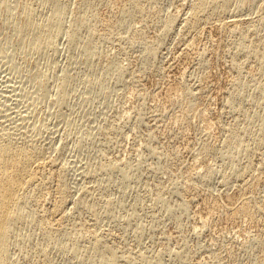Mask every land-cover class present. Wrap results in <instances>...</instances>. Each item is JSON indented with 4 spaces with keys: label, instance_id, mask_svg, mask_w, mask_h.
Masks as SVG:
<instances>
[{
    "label": "rangeland",
    "instance_id": "1",
    "mask_svg": "<svg viewBox=\"0 0 264 264\" xmlns=\"http://www.w3.org/2000/svg\"><path fill=\"white\" fill-rule=\"evenodd\" d=\"M57 1L63 17L52 43L33 47L22 6L41 25L52 1L0 0V122L8 121L0 124L23 131L17 132L19 141L30 138L42 147L44 161L70 191L65 215L59 214L51 207L57 180L47 184L38 203L43 208L37 207L56 229L43 230L44 222L15 226L12 264H264V142L263 149L256 147L264 140V68L259 72L256 57L243 58L240 49L242 40L264 37L263 0H237L225 11L233 14L222 12L229 20L209 9L194 20L197 26L196 0H139L142 9L129 11L132 0ZM74 29L79 33L71 42L68 32ZM89 50L95 53L89 56ZM190 103L201 106L192 109ZM8 114L18 121L6 119ZM21 114L28 119L21 121ZM231 133L254 148L253 177L260 183L253 197L262 209L254 224L237 214L239 178L230 185L222 181L248 164L245 150L238 155L225 146ZM33 209L34 201L27 202L29 215Z\"/></svg>",
    "mask_w": 264,
    "mask_h": 264
},
{
    "label": "bare ground",
    "instance_id": "2",
    "mask_svg": "<svg viewBox=\"0 0 264 264\" xmlns=\"http://www.w3.org/2000/svg\"><path fill=\"white\" fill-rule=\"evenodd\" d=\"M52 1V12H51V14H50V16L47 18V20L45 21V23H42L41 25L35 20V18H34V16H33V11L27 6V5H23L22 6V11H23V13H24V15H25V19H27V22H26V27H25V31H26V33L27 34H32L33 35V38H32V40H31V42H30V45L31 46H33V47H40V46H42V45H46V44H48V43H52V41H51V34H53V32H54V29H59V21H60V19L63 17V8H62V6H61V4L57 1V0H51ZM87 0H85V2H86ZM109 1V0H108ZM111 1V0H110ZM122 1V0H121ZM128 1V0H127ZM129 1H131V0H129ZM128 1V2H129ZM139 0H132L131 2H129L130 4H128V6L127 5H125V6H127L128 8V11L130 10V8L132 7V6H136L135 8L136 9H142V4H141V2H138ZM193 0H191V2H192ZM83 2V1H82ZM125 2V1H124ZM123 2V3H124ZM196 3H195V6H194V16H195V18H193V17H191L192 16V12L189 10V12H191V13H189V14H191V16H189V18L188 19H190V17L191 18H193V22H192V25H196V18H197V20L198 19H200V18H198L199 17V15H202L203 14V12H205V11H207V10H212L213 12L212 13H214L215 12V15H216V13L217 14H221L222 15V17L223 16H225V15H223L222 14V12L224 11V13H226L225 11L227 10V9H229L231 6H233V5H235L236 4V2H237V0H196L195 1ZM262 2H264V0L262 1ZM126 3V2H125ZM233 3H235V4H233ZM116 4H117V1H116ZM231 4H233V5H231ZM263 4V3H262ZM193 5H194V3H193ZM259 5H260V3H259ZM117 6V5H116ZM123 7H124V5H123ZM191 8L193 7L192 5L190 6ZM258 8H262L261 7V5H260V7H258ZM263 8H264V5H263ZM262 8V9H263ZM117 9H119V7L117 8ZM125 9V8H124ZM123 11V10H122ZM228 11V10H227ZM238 11H239V9L238 10H235V13H237L235 16L237 17H235L236 19H238L239 18V14H238ZM240 11H243V9L242 10H240ZM260 11H263V10H260ZM123 12H127V11H123ZM209 12V11H208ZM230 12V13H229ZM229 12H227L226 14H230L231 15V13L233 12H231V11H229ZM234 13V12H233ZM232 13V14H233ZM240 13V12H239ZM242 13V12H241ZM117 14V13H116ZM115 14V15H116ZM205 14V13H204ZM207 14H209V13H207ZM261 14V13H260ZM264 14V13H263ZM214 15V14H213ZM212 15V16H213ZM243 15V14H242ZM242 15L240 14V16L242 17ZM177 18H178V16L177 15H175ZM188 16V15H187ZM202 16H204V15H202ZM211 16V15H210ZM186 17V16H185ZM201 17V16H200ZM209 17V16H208ZM214 17V16H213ZM218 18H219V16H217ZM226 17V16H225ZM231 18H230V20L232 19V16H230ZM260 17H261V15H260ZM263 17V16H262ZM184 18V17H183ZM202 18V17H201ZM210 19H211V17H209ZM208 18V19H209ZM215 18V17H214ZM228 18V20H229V17H226V19ZM243 18V17H242ZM247 18V17H246ZM245 18V19H246ZM264 18V17H263ZM174 19H176V18H174ZM180 19V18H179ZM205 19V18H204ZM223 19H224V17H223ZM226 19L224 20L225 21V23L227 24L228 23V21L226 22ZM241 19V18H240ZM244 19V18H243ZM184 20V19H183ZM182 20V21H183ZM195 20V21H194ZM203 20V19H202ZM214 20V19H213ZM249 21H250V19H248ZM259 20V19H258ZM261 20H263V19H261ZM260 20V21H261ZM186 21L188 22V20L186 19ZM185 21V22H186ZM190 21V20H189ZM207 22L206 23H208V21L209 20H206ZM211 21V20H210ZM216 21V20H215ZM218 21H219V19H218ZM224 21H222V22H224ZM235 21V24H234V22H232L234 25H237V26H235V27H239V25H238V23H240V22H238V23H236V20H234ZM252 21V20H251ZM171 22H173V19H172V21ZM184 22V23H185ZM200 23V21H197V23ZM203 22V21H202ZM205 22V21H204ZM217 22V21H216ZM231 22V21H230ZM229 22V23H230ZM245 22V21H244ZM247 22V21H246ZM85 23V21H83V24ZM212 24H213V21L211 22ZM224 23V24H225ZM228 23V24H229ZM231 23V24H232ZM243 23V22H242ZM256 23V22H255ZM258 23V22H257ZM263 23H264V21H263ZM108 24L110 25V22L108 21ZM174 24H175V22H174ZM174 24H172V25H174ZM191 24V23H190ZM204 24V23H203ZM211 24V25H212ZM217 24V23H216ZM223 24V23H222ZM223 24V25H224ZM241 24V23H240ZM248 24V23H247ZM247 24H245V25H247ZM182 25H183V23H182ZM184 25H186V24H184ZM183 25V26H184ZM201 25V24H200ZM205 25V24H204ZM208 25V24H207ZM219 25H221L220 23H219ZM223 25H221V28H222V26ZM234 25H232V26H234ZM242 25V24H241ZM240 25V26H241ZM253 25V24H252ZM193 26V27H194ZM197 26V25H196ZM217 26V25H216ZM227 26V25H226ZM249 26V25H248ZM254 26H256V24L254 25ZM186 27L187 28H190V27H188V23H187V25H186ZM201 27V26H200ZM209 27V26H208ZM211 27V26H210ZM215 27V26H214ZM230 26H228V28H229ZM241 27H243V26H241ZM257 27H259V26H257ZM185 28V27H184ZM197 28V27H196ZM202 28V27H201ZM205 28V27H204ZM219 28V27H218ZM220 28V29H221ZM240 28V27H239ZM239 28H237L238 29V31L240 30ZM251 28H252V26H251ZM191 29V28H190ZM198 29V28H197ZM222 29H224V28H222ZM221 29V30H222ZM226 29V28H225ZM232 29V28H231ZM236 29V30H237ZM250 29V28H249ZM252 29H254V28H252ZM259 29V28H258ZM79 29H74V30H70L68 33H69V36H70V40H71V42H73L77 37H78V33H79V31H78ZM185 30V29H184ZM187 30V29H186ZM189 30V29H188ZM193 30H195V28L193 29ZM218 30V29H217ZM220 30V31H221ZM235 30V29H234ZM248 30V29H247ZM201 31V30H200ZM199 30H198V32H200ZM204 31V30H203ZM202 31V32H203ZM226 31V30H225ZM229 31V30H228ZM231 31V30H230ZM250 31V30H249ZM254 31H255V29H254ZM254 31H252V32H254ZM185 32V31H184ZM207 32V31H206ZM224 32V31H223ZM223 32H222V34H223ZM227 32V31H226ZM234 32H236V31H234ZM240 32V31H239ZM238 32V33H239ZM251 32V31H250ZM187 33V32H186ZM191 33H193V32H191ZM204 33V32H203ZM210 33V32H209ZM221 33V32H220ZM233 33V30H232V32H231V34ZM238 33H236L237 35H238ZM243 33V32H242ZM257 33V32H256ZM190 34V33H189ZM188 34V35H189ZM193 34H196V33H193ZM192 34V35H193ZM202 33H200L199 35H201ZM227 34V33H226ZM234 34V33H233ZM241 34V33H240ZM245 34V31H244V33H243V35ZM252 34V33H251ZM259 34V33H258ZM184 35L186 36V34L184 33ZM237 35H235V36H237ZM256 35V34H255ZM194 37H195V35H193ZM239 36V35H238ZM242 36V35H241ZM240 36V37H241ZM250 36H252V35H250ZM263 36V35H262ZM261 36V37H262ZM240 37L238 38L237 37V41H238V39H240ZM247 37H248V35H247ZM257 37V36H256ZM260 37V38H261ZM195 38H197L198 39V37H195ZM244 39H246V40H248L247 38H246V36H244L243 37ZM192 39H194V38H192ZM252 39V38H251ZM256 39V38H255ZM194 41V40H193ZM241 40H239V42H240ZM253 41V40H252ZM239 42L238 43H236V44H239ZM186 43V45L185 46H187V48H188V44H190V43H188L187 44V41L185 42ZM194 43V42H193ZM248 42H246L245 43V41L244 40H242L241 41V45H240V47H239V45H236V46H238L240 49H241V51L246 55V57H244L243 56V58H247V56H250L251 58H253L252 56H254V57H256V58H254V59H257L258 61H259V63H260V70H259V72H261L262 71V69L264 68V37L262 38V39H260V40H256L255 42H252V43H248ZM183 45V44H182ZM184 46V48H186ZM179 48H182V47H179ZM183 48V49H184ZM188 49H190V47L188 48ZM188 52H190V51H188ZM95 52H94V50H89V56L90 55H93ZM152 55L155 53V51H153L152 50ZM179 53L180 54H182L183 53V50L181 51H179ZM187 53V52H186ZM180 54H179V56H180ZM189 54V53H188ZM186 55V54H185ZM236 55V54H235ZM240 55V54H239ZM241 55H242V53H241ZM184 56V55H183ZM183 56H181L182 57V59H183ZM234 56V55H233ZM235 57V56H234ZM249 57V58H250ZM185 58V57H184ZM238 59V58H237ZM174 60V59H173ZM185 60V59H184ZM249 59H247V61H248ZM251 60V59H250ZM249 60V61H250ZM236 60H232V63L233 62H235ZM240 61H242V64H243V60L241 59ZM240 61H236V67L237 66H239V63H240ZM256 61V60H255ZM174 64V63H173ZM245 64H246V62H245ZM244 64V65H245ZM1 65V64H0ZM234 65V64H233ZM243 65V66H244ZM249 65V64H248ZM258 65V64H257ZM240 66H241V63H240ZM241 68V67H240ZM243 68H245V66L243 67ZM237 69V68H236ZM248 69V68H247ZM253 69V68H252ZM242 71L243 70H245V69H241ZM240 70V71H241ZM250 70V69H249ZM248 70V71H249ZM255 70V69H254ZM257 70V69H256ZM235 71V70H234ZM240 71H239V73H240ZM241 71V72H242ZM238 72V71H237ZM246 72H247V70H246ZM250 72H252V71H250ZM254 72V71H253ZM255 72H257V71H255ZM255 72H254V74H255ZM258 72V73H259ZM1 73V72H0ZM236 73V72H235ZM252 74V73H251ZM257 74V73H256ZM261 74V73H260ZM1 75V74H0ZM234 76V75H233ZM259 76V75H258ZM2 77V76H1ZM4 77L6 78V76L4 75ZM234 78H235V76H234ZM236 79V78H235ZM2 81H3V78L1 79ZM8 80V77H7V79L5 80V82ZM234 80V79H233ZM1 81V82H2ZM179 81V80H178ZM237 81V80H236ZM10 82V81H9ZM181 82V81H180ZM7 83V82H6ZM175 83V82H174ZM0 84H4L3 82L2 83H0ZM10 84V83H9ZM173 84V83H172ZM237 84V83H236ZM5 85H7V84H5ZM171 85V84H170ZM181 85V84H180ZM9 86V85H8ZM11 87L13 86V85H10ZM11 87H9V88H11ZM177 87V86H176ZM179 87V86H178ZM1 88H3V87H1ZM0 88V89H1ZM13 89H15L14 87H12ZM172 88V87H171ZM171 88H170V90H171ZM7 90H8V88H6ZM177 89V88H176ZM182 89V88H181ZM7 90H6V92L5 93H7L8 94V92H7ZM16 90V89H15ZM175 90V89H174ZM198 90H199V88H198ZM202 90H204V89H202ZM1 92H2V90H0ZM3 91H5V89L3 90ZM10 91V90H9ZM173 91V90H172ZM178 91V90H177ZM170 93H171V91H169ZM176 92V91H175ZM186 92V91H185ZM184 92V93H185ZM190 92H191V90H190ZM193 92L195 93L196 91H194L193 90ZM11 93H14V91L13 92H11ZM10 93V94H11ZM182 93V92H181ZM193 93V94H194ZM197 93V92H196ZM195 93V94H196ZM199 93V92H198ZM201 93H202V91H201ZM232 93V92H231ZM0 94H2V93H0ZM7 94H4V95H7ZM8 95L7 96V98L9 97V96H11V95ZM15 94H16V92H15ZM173 94V93H172ZM171 94V95H172ZM180 94V93H179ZM188 94V93H187ZM203 94V93H202ZM17 95V94H16ZM15 95V96H16ZM170 95V97L172 98L173 96H171ZM185 95H186V93H185ZM189 96H190V93L188 94ZM187 95V96H188ZM197 95V94H196ZM195 95V96H196ZM198 95H200V94H198ZM197 95V96H198ZM1 96V95H0ZM3 96V95H2ZM14 96V95H13ZM12 96V97H13ZM14 96V97H15ZM178 96V95H177ZM196 96V97H197ZM185 97V96H184ZM195 97V98H196ZM6 97H4V99H5ZM11 98V97H10ZM16 98V97H15ZM15 98H12L11 99V101L13 100V99H15ZM17 98H18V96H17ZM3 98H2V100H4ZM200 99V98H199ZM10 100V99H9ZM16 100V99H15ZM14 101V100H13ZM17 101H18V99H17ZM16 101V102H17ZM0 102H1V100H0ZM19 102V101H18ZM18 102H17V105H18ZM3 102H1V104H2ZM5 103H7V100H6V102ZM56 104H61L62 102L58 99L56 102H55ZM12 104V103H11ZM15 104V103H14ZM13 104V106H15ZM6 105V104H5ZM16 105V107L18 108V106ZM191 105H193V106H197L196 104H193V103H190L189 104V106H191ZM3 106V105H2ZM188 106V105H187ZM188 106V107H189ZM193 106H191L192 107V109H193ZM198 106H199V104H198ZM198 106H197V108H198ZM201 106V105H200ZM199 106V107H200ZM203 106V105H202ZM5 107V111L8 109V108H11V106H10V104H9V107H7V109H6V106H4ZM3 108V107H2ZM2 108H0V109H2ZM195 108V107H194ZM202 108V107H201ZM201 108H200V110L199 111H201ZM13 109V108H12ZM191 109V110H192ZM9 110V109H8ZM15 110H16V108H15ZM20 111L22 110V109H19ZM185 111V113H187V111L186 110H188V109H186V107H185V109H184ZM202 110H205V108H203ZM10 111V113H11V115H12V111H11V109L9 110ZM8 111V112H9ZM25 111V110H24ZM2 112H3V109H2ZM7 112V111H6ZM7 112V113H8ZM14 112V111H13ZM17 112L19 113V111L17 110ZM23 112V111H22ZM190 112V111H189ZM1 113V112H0ZM3 113H5V112H3ZM3 113H2V116H3ZM16 113V112H15ZM28 113V112H27ZM201 113H202V111H201ZM14 114V113H13ZM24 114V113H23ZM23 114H21V115H23ZM190 114V113H189ZM18 115V114H17ZM26 115V114H25ZM5 116H6V114H5ZM14 116H16V115H14ZM24 116V115H23ZM4 117V116H3ZM8 117H10L9 116V114L7 115V117H6V119H12L11 117L10 118H8ZM28 116H24V117H22L21 118V121L24 119V118H27ZM19 118H20V116H19ZM28 119V118H27ZM9 120V121H10ZM12 120H15V119H12ZM3 121V120H2ZM1 121V122H2ZM5 121H7V120H4L3 121V123L5 122ZM16 121H18V120H15V121H13V122H16ZM20 121V120H19ZM27 121V120H26ZM0 122V123H1ZM8 122V121H7ZM25 122V121H24ZM23 122V123H24ZM3 123H1V124H3ZM6 123V122H5ZM18 124H20L21 122H17ZM22 123V124H23ZM1 124H0V126H1ZM9 124H10V122H9ZM8 124V125H9ZM11 124H14V123H11ZM21 124V125H22ZM16 125V124H15ZM25 125H26V123H25ZM11 126V125H10ZM19 126V125H18ZM13 128H7V126L6 127H3V125L1 126V128H0V264H12V262H11V259H10V249H9V247H10V244H11V239H12V232H13V229H14V227L15 226H17L19 223H21L22 221H25V222H28V223H37L38 225H41L42 224V222H44L46 219L44 218V215L42 214V213H45V211H41V208L39 207V209H40V211L42 212H40L39 213V210H38V207H37V205L39 206L40 204H41V201H39V200H41V195H42V193H43V191L45 190V189H47V187L49 186H47V184L50 182V184H51V181L53 182V180H55L56 182H53V183H56L57 184V188H56V190H55V201H53L54 202V205L53 206H51V207H54V209L53 208H51V209H53L54 210V212L56 211V212H61L62 211V209L65 207L64 205L67 203V206H68V202H70V201H68L67 202V200H68V198H69V196H70V191H69V189L66 187V185H65V183H64V179H63V176H62V174H57L56 175V171L54 172L53 171V169H51V167H50V165L48 164H46V162L44 161V159H45V155H44V151H43V149H42V147H40V146H38L37 144L35 145L34 144V141L33 142H31V141H29V139L30 138H28V140H26V139H24L23 140V138H22V140L21 141H19L18 140V136L17 135H19V133H21V132H19V131H17L18 129H16L14 126H12ZM20 127V126H19ZM24 127V126H23ZM20 129H21V127H20ZM22 129H25V128H22ZM21 129V130H22ZM26 130H28L27 128H26ZM17 132H19L18 134H17ZM26 132V131H25ZM24 132V133H25ZM22 133H23V131H22ZM21 133V134H22ZM27 134H28V131L26 132ZM25 135V134H24ZM31 136H33V135H31ZM30 135H29V137H31ZM21 137H24L25 138V136H21ZM27 137V136H26ZM37 137V136H36ZM34 138V137H33ZM19 139H21V138H19ZM32 139V138H31ZM37 139H38V137H37ZM36 139V140H37ZM34 140V139H33ZM36 140H35V143H36ZM263 142H264V140L263 141H261L260 143H258L257 145H256V147H258L259 145H262L263 144ZM226 147H229V148H234L235 150H236V152L238 153V155L241 153V151L242 150H245L246 151V153H247V157H246V159L248 158V164L246 165V167L245 168H243V166L242 167H240L239 168V170H238V172L237 173H235V174H233V175H225V180H222V181H225L226 182V184L227 183H229V182H232L231 181V179L232 178H236V181H238L237 179L239 178V181L241 182V185H242V188H240L241 190H238V192L240 191V195H237V193H236V196H239V198H237V200L239 201V204H240V209H239V213L237 212V214H239L238 216H241V218H243V217H246V219L248 218V219H250V221L251 220H255L256 219V217H260V216H258L259 214H258V211L261 209L260 208V205L257 203V201L255 200V198L253 197V195H254V193H255V190H257V188H259L258 187V185H259V180H258V177L256 176V178H254L253 177V172L255 171V169L256 168H258L257 166L255 167V163H254V161H253V157H254V155L252 154V150L251 149H253L254 150V148L253 147H251V148H249V146L244 142V141H242L241 140V138L239 137V135L237 134V133H231L230 134V136H229V138L228 139H226ZM39 144V143H38ZM207 146H209L208 144H207ZM263 146H261V148H260V146H259V149H263L262 148ZM205 148V147H204ZM212 147H211V145H210V147H206L205 148V153H209V151H210V149H211ZM258 149V148H257ZM264 150V149H263ZM257 152H258V150H257ZM254 153V152H253ZM259 153V152H258ZM260 153H262V152H260ZM264 153V152H263ZM252 155H253V157H252ZM260 155V154H259ZM263 156V155H262ZM258 157V156H257ZM260 158H261V156H259ZM264 157V156H263ZM256 158V157H255ZM262 159V158H261ZM46 160V159H45ZM48 160V159H47ZM258 160V159H257ZM259 162H261V160H258ZM258 161H257V163H258ZM51 163H52V161H51ZM262 163H264L263 162V160H262ZM204 165V164H203ZM258 165V164H257ZM264 165V164H263ZM48 166H49V168H48ZM54 166V165H53ZM209 166V165H208ZM207 166V167H208ZM262 166V165H261ZM55 167V166H54ZM204 168V167H203ZM201 170H202V168H200ZM260 169H261V167H260ZM263 169V168H262ZM200 170V171H201ZM198 171H199V169H198ZM258 171V170H257ZM262 171H264V169L263 170H261V172ZM205 172V175H204V173L202 174V175H204L205 177L206 176H209L210 174H211V172H209V168L207 169V170H205L204 171ZM259 172H260V170H259ZM258 172V173H259ZM195 173H196V171H195ZM198 173V172H197ZM255 173V172H254ZM257 173V172H256ZM257 173V174H258ZM256 174V175H257ZM260 174V173H259ZM264 174V173H263ZM262 174V175H263ZM261 175V176H262ZM189 175L187 174V177H188ZM186 177V178H187ZM185 178V177H184ZM188 178H190V176L188 177ZM259 178H260V175H259ZM190 179H192V178H190ZM186 180V179H185ZM233 180V179H232ZM187 181V180H186ZM192 181V180H191ZM263 181V180H262ZM240 182H238V183H240ZM187 183V182H186ZM189 183V182H188ZM190 183H192V182H190ZM223 183V182H222ZM221 183V186L223 185L224 186V184H222ZM232 184V183H231ZM229 185H230V183H229ZM240 185V184H239ZM240 185V186H241ZM189 186H190V184H189ZM222 186V190H223V187ZM233 186H234V184H233ZM235 186H238V184L237 185H235ZM229 187V186H228ZM232 187V186H231ZM50 187H48V189H49ZM226 188L227 187H225V190H226ZM238 188H239V186H238ZM230 189H232V188H230ZM229 189V190H230ZM233 189H234V187H233ZM235 190L237 191V189L235 188ZM232 191H234V190H232ZM235 191V192H236ZM230 191H228V192H224L225 194H227V196L230 194L229 193ZM256 194V193H255ZM232 195V194H231ZM233 195H234V192H233ZM256 196H257V194H256ZM255 196V197H256ZM225 197V196H224ZM233 197H235V196H233ZM43 198V197H42ZM53 198V197H52ZM230 198V197H229ZM229 198L227 199V201L229 200ZM257 198V197H256ZM54 199V198H53ZM53 199H51V200H53ZM232 199V198H231ZM230 199V200H231ZM234 199V198H233ZM51 200H49L50 202H51ZM259 200V199H258ZM31 201H34V209H33V211H34V216L33 215H29L28 214V212L26 211V204H27V202H30L31 203ZM83 201H84V198H81L80 199V202L81 203H83ZM215 201V200H214ZM217 201V200H216ZM234 201H236L235 199H234ZM234 201H230V202H234ZM238 201H237V203H238ZM40 202V204H38ZM49 202V203H50ZM218 202V201H217ZM230 202H227L228 203V205H227V207H229V204H230ZM45 203H46V201H45ZM220 203V202H219ZM259 203H260V201H259ZM46 204H48V203H46ZM53 204V203H52ZM217 204V203H216ZM226 204V203H225ZM235 204V203H234ZM238 204V205H239ZM263 204V203H262ZM42 205V204H41ZM40 205V206H41ZM44 205V204H43ZM231 205V204H230ZM237 205V204H236ZM237 205V208L239 207ZM219 206H220V204H219ZM223 206H225V205H223ZM232 206V205H231ZM235 206V205H234ZM42 208H43V206H41ZM233 207V206H232ZM236 207V206H235ZM262 207V206H261ZM50 208V207H49ZM221 208H224V207H221ZM234 208V207H233ZM232 208V209H233ZM236 208V209H237ZM264 208V207H263ZM50 209V210H51ZM219 209V208H218ZM228 209V208H227ZM231 209V208H230ZM222 210V209H221ZM262 210V209H261ZM52 211V210H51ZM63 211H65V209L63 210ZM62 211V212H63ZM225 211V210H224ZM234 210H232V212H233ZM60 212H59V214H60ZM230 212V210H228V213ZM234 213H236V212H234ZM260 213V212H259ZM40 214L41 215H43V217H40ZM63 214H64V212H63ZM62 214V215H63ZM230 215H231V212L229 213ZM241 214V215H240ZM261 214V213H260ZM54 215V214H53ZM65 215V214H64ZM63 215V216H64ZM235 215V214H234ZM234 215H233V217H234ZM242 215H243V217H242ZM46 216V215H45ZM55 216H57V215H55ZM58 216H60L61 217V215H58ZM237 216V215H236ZM238 216L236 217V218H238ZM59 217V218H60ZM58 218V217H57ZM235 218V217H234ZM240 218V217H239ZM241 218H240V222H242L241 221ZM202 220V222H203V218L201 219ZM205 220V219H204ZM256 220H259V218L258 219H256ZM244 221H245V219H244ZM243 221V222H244ZM253 221H251V223H252ZM259 222V221H258ZM245 223V222H244ZM243 223V224H244ZM254 223H256V221L254 222ZM254 223H252V224H254ZM50 224H52V223H50ZM204 224H205V222H204ZM242 224V225H243ZM250 224V223H249ZM248 224V225H249ZM244 225H246V223L244 224ZM251 225V224H250ZM257 226H258V223L256 224ZM252 226V225H251ZM256 226V227H257ZM247 227H249V226H247ZM254 227H255V225H254ZM41 228L43 229V230H45V231H53L54 229H56L54 226H53V224L52 225H49L47 222H44V224L41 226ZM101 244V242L99 241V240H97L96 239V244H95V246H99ZM264 254H262V256H263ZM262 260H263V262H264V256L262 257ZM104 264H110V262H107V263H104Z\"/></svg>",
    "mask_w": 264,
    "mask_h": 264
}]
</instances>
